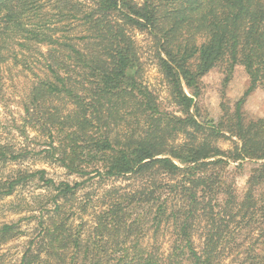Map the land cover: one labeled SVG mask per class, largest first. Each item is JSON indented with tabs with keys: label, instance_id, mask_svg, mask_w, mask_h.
<instances>
[{
	"label": "trees",
	"instance_id": "trees-1",
	"mask_svg": "<svg viewBox=\"0 0 264 264\" xmlns=\"http://www.w3.org/2000/svg\"><path fill=\"white\" fill-rule=\"evenodd\" d=\"M138 32L173 109L144 79ZM10 60L31 71L43 60L26 119L49 136L44 158L78 178L0 173L3 206L28 213L27 230L0 223V249L31 233L13 264H264V116L244 107L264 89V0H0ZM238 67L250 82L232 103ZM211 71L223 76L219 119L203 103ZM28 155L0 142L4 168Z\"/></svg>",
	"mask_w": 264,
	"mask_h": 264
},
{
	"label": "rangeland",
	"instance_id": "rangeland-1",
	"mask_svg": "<svg viewBox=\"0 0 264 264\" xmlns=\"http://www.w3.org/2000/svg\"><path fill=\"white\" fill-rule=\"evenodd\" d=\"M136 38L141 48L140 53L144 68V79L148 84L157 89L165 104L168 103V106L173 109L174 105L170 104L171 98L168 88L162 81L163 76L159 70L152 38L146 33L141 32L136 34ZM41 48L44 51L47 50L45 45L41 46ZM41 61L43 60L33 63V71L27 69L22 64H15L13 60L0 64V142L13 145L18 151H27L29 153L28 158L20 160L15 164L9 163L5 166L7 168L0 166V173L12 167L29 169L44 168L56 180L74 181L77 176H69L63 167L44 158V149L46 148L47 141H49V136L36 127H33L26 119L24 103L28 98L32 86L38 79V75L43 74L42 69L44 66ZM222 77V74L218 71H211L204 77L205 88L203 103L210 112V115L215 119H219L222 114V96L220 92ZM249 82V77L243 68L238 67L226 88V94L232 103L243 95L249 86ZM244 107L249 117L258 118L264 116V89L259 87L251 93ZM219 145L223 149H230L234 143L232 139L223 138L219 140ZM244 180L245 178L239 180L241 187L244 186ZM128 182L130 180L123 177L110 178L104 181L99 189L102 190L103 187L125 185ZM90 187L91 184L87 186V189L81 190L80 194L82 195L86 190H90ZM19 198L13 197V199ZM11 199L12 197L0 200V223L21 220L23 229L27 230L28 221L26 217H23L28 213H14L8 210V206H3L4 202H8ZM83 219L92 221V214L90 216L85 215ZM80 220L77 218L78 222ZM30 235L31 233L29 231L27 235L14 239L4 245L0 249V263L5 261V264H13L19 261L27 246ZM162 240L164 245L163 250L165 253H168L169 237H164Z\"/></svg>",
	"mask_w": 264,
	"mask_h": 264
}]
</instances>
